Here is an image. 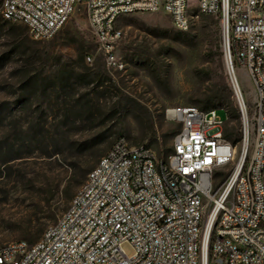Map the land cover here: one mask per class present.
I'll list each match as a JSON object with an SVG mask.
<instances>
[{"label": "built area", "instance_id": "2783aa9c", "mask_svg": "<svg viewBox=\"0 0 264 264\" xmlns=\"http://www.w3.org/2000/svg\"><path fill=\"white\" fill-rule=\"evenodd\" d=\"M196 2L201 13L221 21L243 121L239 158L218 110L168 108L166 119L179 129L166 160L119 139L38 242L0 245V264H264V0ZM189 7L190 0H4L0 16L26 25L40 41L53 38L84 8L105 65L121 71V18L165 13L185 32ZM239 66L255 87L253 132ZM220 174L226 178L216 187ZM124 244L133 247L132 256Z\"/></svg>", "mask_w": 264, "mask_h": 264}, {"label": "rangeland", "instance_id": "374dc122", "mask_svg": "<svg viewBox=\"0 0 264 264\" xmlns=\"http://www.w3.org/2000/svg\"><path fill=\"white\" fill-rule=\"evenodd\" d=\"M196 1L190 0L191 25L185 32L165 13L121 18V71L105 65L84 8L49 40H34L26 25L2 20L0 245L38 242L119 139L149 147L166 160L179 129L166 119L168 108L217 110H205V101L208 88L216 84L212 55L217 50L230 83L221 21L201 13ZM237 72L253 132L255 87L244 67ZM234 101L236 113L226 108L218 115L226 121L224 134L231 133L239 158L243 121L235 94ZM75 163L79 168L72 170ZM225 174L216 179V187ZM123 247L134 254L130 244Z\"/></svg>", "mask_w": 264, "mask_h": 264}, {"label": "trees", "instance_id": "16d2710c", "mask_svg": "<svg viewBox=\"0 0 264 264\" xmlns=\"http://www.w3.org/2000/svg\"><path fill=\"white\" fill-rule=\"evenodd\" d=\"M1 22H2V18L0 19V23ZM212 64L214 67L213 75L216 78V84L212 86L211 88H208V93L206 94V101H205L206 103L205 110L214 108L219 111V110H225L226 108H229L233 110L234 113H236L233 90L225 75V72L222 66V57H221V54L218 52V50L212 55ZM236 118H238V115ZM225 137L229 140L232 137V135L231 133L226 132ZM240 141H241V138L236 139L234 141V144H237ZM55 154L56 153L54 152L51 155H55ZM70 166L72 170H77L79 168L77 163L70 165Z\"/></svg>", "mask_w": 264, "mask_h": 264}]
</instances>
